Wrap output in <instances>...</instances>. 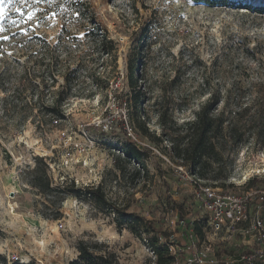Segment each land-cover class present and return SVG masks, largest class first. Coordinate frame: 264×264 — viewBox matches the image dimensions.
Returning a JSON list of instances; mask_svg holds the SVG:
<instances>
[{
	"label": "rangeland",
	"instance_id": "rangeland-1",
	"mask_svg": "<svg viewBox=\"0 0 264 264\" xmlns=\"http://www.w3.org/2000/svg\"><path fill=\"white\" fill-rule=\"evenodd\" d=\"M34 1L5 0L0 37L12 43L2 59L12 62L8 55L16 54L15 46L44 43L31 39L37 36L49 44L43 52L58 45L74 54L72 67L79 65V71L71 86L94 96L71 98L65 120L53 129H38L31 121L15 128L13 120L0 117V264H70L83 240L101 245L122 264H154L149 236L134 234L85 194L98 187L113 206L136 211L169 233L170 240L160 238L164 244L184 245L191 235L202 239L179 212L186 221L203 220L192 206L200 176L177 156L173 139L183 147L191 134L183 124L212 99H219L213 111L219 156L202 180L236 192L264 188V13L192 0H87L100 32L114 42L116 67L113 60L102 64L90 40L92 26L74 24L67 8H76L75 0H52L42 12ZM21 39L23 44H13ZM135 57L148 97L145 127L128 102V65ZM68 88L59 78L50 90ZM129 138L146 149L145 169L127 161ZM81 146L86 150L79 151ZM41 159L56 189L51 195L28 182ZM177 256L180 261L186 253Z\"/></svg>",
	"mask_w": 264,
	"mask_h": 264
},
{
	"label": "trees",
	"instance_id": "trees-1",
	"mask_svg": "<svg viewBox=\"0 0 264 264\" xmlns=\"http://www.w3.org/2000/svg\"><path fill=\"white\" fill-rule=\"evenodd\" d=\"M52 0L34 1V5L41 6L43 9H49L52 6ZM66 0H61L63 4ZM197 3H203L212 7H236L246 8L256 12L264 13V5H256L252 3H243L239 0H192ZM45 2L47 6H42ZM73 4L76 8H67L74 24L83 22L86 26H92L89 35L91 36L92 46L99 52L102 58V64L107 65L110 60L114 61L117 67V57L114 55L115 45L113 40L109 39L105 33H101V27L95 18V11L87 0H75ZM51 9V8H50ZM77 14V15H76ZM4 23V22H3ZM66 26V24H65ZM7 27V26H6ZM96 31V32H95ZM31 39L40 40L39 46H15L16 54H13L12 62L3 60L7 55L6 48L11 39L0 37V117H6L8 122L13 120L15 128L24 127L29 121L34 123L38 129H53L58 127L66 118V111L69 101L74 97L92 98L94 95H85L73 90L71 84L79 71V65L72 67L74 54L59 49V46L53 47L52 52H43L49 44L46 40L42 41L39 37L34 36ZM61 40V39H60ZM32 41V40H31ZM24 39L15 41L13 44H23ZM18 53V55H17ZM34 55L37 57L33 61ZM25 57L24 60H22ZM82 57V56H81ZM3 58V59H2ZM13 65V66H12ZM140 62L137 57L131 59L128 65L130 99H128L130 109L137 115L135 121L139 126L145 127L144 104L148 101L147 92L142 88V69L139 68ZM109 74L108 68L104 67L102 77L107 78ZM59 78H63L69 88L51 89L57 85ZM51 82L50 84L48 82ZM46 88H49L48 90ZM213 100V99H212ZM211 100V101H212ZM208 101L196 112L194 119L185 122L183 125L188 126L191 134L186 137L183 147L175 145L173 139L174 151L177 156L188 163L192 167V174L200 176V179L206 178V166L209 162H216L219 156L217 148L214 144V130L216 119L213 111L216 108L219 99L216 102ZM10 119V120H9ZM143 127V128H144ZM263 133V132H261ZM124 155L129 162H136L142 168H146L145 158L146 149L141 148L132 138L128 139L125 147ZM39 160L35 167L29 171V184L36 187L41 193L51 195L56 191L51 186V181L44 163ZM257 181V177L251 179L252 183ZM70 192L79 193L77 189ZM89 198L93 199L104 208H109L117 214V220L120 224L127 222L128 228L136 235L146 233L149 236L148 244L152 248L156 261L154 264H175L176 257L170 252V246L161 242L160 238L170 240L171 235L159 228L153 220H148L136 211H125L117 206H113L107 200L104 191L101 188L88 189L85 192ZM181 222L188 225L185 214L181 209ZM55 214L54 217H58ZM195 232L200 236H204V232L199 223L194 226ZM78 256L70 264H122L114 253L102 248L101 245L80 241L78 244ZM11 264H37L35 261L19 262L14 261ZM182 264H186L185 262Z\"/></svg>",
	"mask_w": 264,
	"mask_h": 264
},
{
	"label": "built area",
	"instance_id": "built-area-1",
	"mask_svg": "<svg viewBox=\"0 0 264 264\" xmlns=\"http://www.w3.org/2000/svg\"><path fill=\"white\" fill-rule=\"evenodd\" d=\"M84 150L81 146L79 151ZM194 183L192 206L203 220L188 222L203 224L204 236L197 240L191 235L184 245H169L176 264H264V188L236 192L200 178ZM182 251L185 259L178 261L177 252Z\"/></svg>",
	"mask_w": 264,
	"mask_h": 264
},
{
	"label": "snow or ice",
	"instance_id": "snow-or-ice-1",
	"mask_svg": "<svg viewBox=\"0 0 264 264\" xmlns=\"http://www.w3.org/2000/svg\"><path fill=\"white\" fill-rule=\"evenodd\" d=\"M4 2H5V0H0V19H2L4 16V8H3ZM8 2H11V0H8ZM18 11H19V9H18ZM28 15H29V19H31L32 18L31 13H29ZM4 38L6 39L7 37H4Z\"/></svg>",
	"mask_w": 264,
	"mask_h": 264
}]
</instances>
